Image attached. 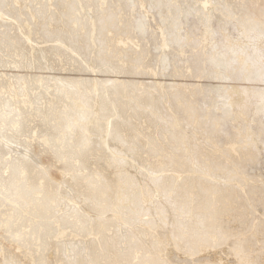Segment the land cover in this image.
<instances>
[{
	"label": "bare ground",
	"instance_id": "6f19581e",
	"mask_svg": "<svg viewBox=\"0 0 264 264\" xmlns=\"http://www.w3.org/2000/svg\"><path fill=\"white\" fill-rule=\"evenodd\" d=\"M0 264H264V0H0Z\"/></svg>",
	"mask_w": 264,
	"mask_h": 264
}]
</instances>
